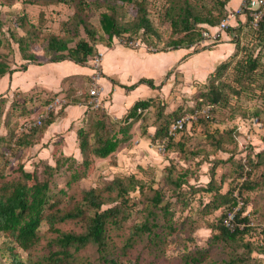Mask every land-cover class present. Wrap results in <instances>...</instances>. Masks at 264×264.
<instances>
[{
  "label": "trees",
  "instance_id": "16d2710c",
  "mask_svg": "<svg viewBox=\"0 0 264 264\" xmlns=\"http://www.w3.org/2000/svg\"><path fill=\"white\" fill-rule=\"evenodd\" d=\"M120 1L134 5L129 9L131 19L120 20L117 10ZM200 1L24 0L25 4L31 5L62 3L73 7L74 13L63 23L62 33L58 34L46 31L42 20L32 22L25 10L7 12L4 7L12 6L15 0H0V77L15 71L11 66L15 62L13 56L17 49L21 58L27 61L71 59L86 65L99 52L100 44L113 45L117 38H125V32L130 33L126 36L129 39L140 30L147 35L153 33L157 36L159 30L153 25L148 6L157 5L161 9L162 2L167 4L163 20H170L168 26L171 29V37L166 43L173 45V49L190 48L196 40L203 38L202 32L207 24L210 27L217 26L227 17V7L231 0H213L211 7L199 4ZM93 4L105 6L99 17L100 29L90 22L89 8ZM245 11L248 14L245 23L227 28L237 45V51L220 63L211 74L205 90L197 93L194 107L211 105L214 112L221 107H231V99L236 98L239 107H232L234 110L242 108L240 102L247 97L264 99V19L259 28L255 29L249 10ZM19 29L22 34H18ZM81 31L87 37H76ZM174 35L179 37L173 38ZM254 39L262 46L259 51L252 48L253 42H256ZM72 42H75V46L71 48L69 43ZM21 67L25 68L26 65ZM3 95L0 94V125L7 132L0 135V178L5 175L2 167L11 163V155L16 156V152L32 145L36 135L49 122L46 120L43 125L30 131H20L22 122L18 126L10 125L11 115L6 111L7 100ZM151 102H137L131 112L134 120L142 114L141 109L150 106ZM255 111V118L248 119L251 122L258 120L260 115L258 108ZM158 112L161 123L153 139L156 144L168 134L170 124L184 113L179 111L170 118H162V108ZM210 120L202 115L193 127L208 124ZM130 124L126 122L120 126L124 135L118 137L107 114L102 109L91 108L87 125L79 130L82 160L65 158L74 163L67 167L72 170L67 183L70 190L61 189L62 195L55 196L51 192L49 177L59 170L63 163L61 158L56 160L55 165L43 159L42 173L49 175L43 179H40L37 168L31 170L22 163L17 166L18 178L0 182V264H125L118 258L120 255L129 257L128 264H156V257L169 251L171 243L174 253L164 264H264V210L245 205L249 203L245 193L264 187V148L251 150L247 163L242 159L235 161L233 148L236 149L237 145V125L218 132L219 135L209 133L207 136L212 145L210 150L203 144L192 149H186L183 145L186 143L180 145L179 151L184 152V155L189 153L191 157L202 156V160H210V154L213 153H230L229 160L234 166L217 184L213 182L216 180L213 172L208 185L199 187L190 184L192 175L185 170L175 176L169 171L163 189L150 186L153 195L145 190L147 182L139 179L135 173L115 176L103 187L83 188L80 195L74 190V182L81 181L93 172L96 158L110 156L128 139ZM174 138L171 137L168 142L165 155L171 149ZM244 176L246 178L242 180ZM257 177L260 179L257 180ZM226 178L230 180L231 187L224 191L222 186ZM236 189L244 197L236 221L254 223L243 229H230L225 224L228 213L238 203L234 193ZM133 191L141 192L140 202L144 206L140 212L145 216L140 223L134 222L129 226L133 208H136L135 201H129ZM166 192H170L175 201H168ZM206 194H210L208 201H204ZM194 197L202 199L198 207L200 217L205 219L214 214V220L207 221L201 217L200 221V217L193 215ZM217 210L220 213L216 215ZM159 215L161 218H158ZM161 220L164 223H160ZM202 226L212 231L207 245H199L196 238V230ZM126 227L129 229L124 232ZM91 247L94 252L88 254V248Z\"/></svg>",
  "mask_w": 264,
  "mask_h": 264
},
{
  "label": "crops",
  "instance_id": "0c3cea01",
  "mask_svg": "<svg viewBox=\"0 0 264 264\" xmlns=\"http://www.w3.org/2000/svg\"><path fill=\"white\" fill-rule=\"evenodd\" d=\"M242 3L243 0H231L227 11L238 9ZM60 5L62 6L31 5L25 4L24 0H15L12 6L4 9L11 13L25 10L32 22L38 23L46 19L47 23H52L58 17V9L67 11L68 5ZM255 6L254 2L253 7ZM247 18V12H242L231 19L229 27H237L245 23ZM42 25L44 27V23ZM226 30H220L222 32H219L218 41L199 51L182 47L151 52L143 45L132 47L117 39L113 45H99V51L104 53L100 61L103 75L100 79L103 86L102 110L107 114L108 121L114 124L118 137L124 135L120 130L122 124L127 122L131 126L128 139L115 152L106 158L95 159L93 172L108 173V168L114 167L113 163L122 167L127 165L125 169L134 173L146 166L163 169L162 167L169 165H178L177 168L183 167L186 171L202 166L196 162L200 161V156L191 157L188 156L189 153L185 152L184 155V152L179 151L180 145L187 142L185 136H194V132L197 133L202 126L189 125L184 131L177 133L169 149L170 155L166 157L153 142L161 123L157 112L163 107L161 117L170 118L174 111L180 110V106L194 104L189 99L208 84L219 64L237 51L236 43ZM16 51L18 53L15 52V62L11 66L15 71L0 77V94H4L7 100L6 111L14 121L11 125L18 126L25 118L44 112L52 98H64L66 106L63 105L50 114L47 119L49 122L36 135L30 151L34 150L37 152L36 156L49 160L52 164L53 160L56 164L57 156L81 161L79 130L89 121L91 107L87 104L88 88L94 68L90 63L79 64L71 59L44 58L38 62L27 61L21 58L18 49ZM23 64L26 65L25 68L21 67ZM139 101L152 102L144 110L141 109L142 114L134 120L131 112ZM256 121L251 122L252 127ZM0 129H3V133L6 131L3 125H0Z\"/></svg>",
  "mask_w": 264,
  "mask_h": 264
},
{
  "label": "rangeland",
  "instance_id": "374dc122",
  "mask_svg": "<svg viewBox=\"0 0 264 264\" xmlns=\"http://www.w3.org/2000/svg\"><path fill=\"white\" fill-rule=\"evenodd\" d=\"M101 1L103 2V0H101ZM190 1L197 2L198 0H190ZM162 3H163V5L161 4V9H159V7L157 5L156 6L155 5H149L148 6L150 8L149 14L151 16V19H153L152 20L153 25H154V27L157 28V31L159 30L158 35L156 36L153 33H149V35H147L146 33L143 32V30H140L139 33H137L135 36L132 37V39H134L135 41H140V46L143 45L146 49L148 47L147 50H149L151 52L172 50L174 47L173 45H169L166 43L167 39L171 37V29L168 26V24H170V20L169 19L163 20L166 5L169 4V1L167 2L166 5L164 4V2H162ZM213 3H214L213 0H201L199 2V4L207 5L208 7H209V5L211 7V5H213ZM120 5H122V6H120ZM132 5L133 4L130 2H121L120 1V4L117 6V10H118V14H119L118 16L120 17V20L130 18L129 14H131V13H130L129 9L131 8ZM56 6L60 7L62 5L57 4ZM133 7H134V5H133ZM66 9H67V11L58 9L57 10L58 17L56 16V21H54L52 23H50V22L47 23L46 19H45V21L42 20V24L44 23V27H47V29H45L46 31L54 32V33H58V34L62 33L63 23H65V21H67V18H69L74 13L73 7L67 6ZM104 10H105V6H103V5L95 6L93 4V6L91 8H89V11L91 14V16H90L91 21L90 22L98 28L100 27V23H99L100 13ZM159 12H161V15H159ZM215 12H216V10H215ZM4 15H6V14H4ZM6 17L7 16H5L4 19ZM64 17H65V19H63ZM7 19H9V18H7ZM224 19H222L221 22ZM221 22H219V24H217V26H211L210 27L207 24L205 27H206V29L211 30L213 33H219V32H222V31H220ZM34 23H37V21H34ZM217 29H219V30H217ZM18 31H19L18 34L23 33L20 29ZM129 34H130L129 32H125V38L126 39H127L126 36L127 35L129 36ZM76 37H87V36H86V33L84 31H81L80 34ZM176 37H179V36L178 35L173 36V38H176ZM240 38L242 40H244L242 36ZM145 39H148L151 42H148ZM208 40H210V41L201 42L202 41V37H201L200 39L196 40V43L193 46H191L189 48V50H191V51L201 50L203 47L209 46V45H211V43H215V42H212L211 39H208ZM253 41H256V42H253V44H252L253 50L259 51L262 46L259 45L258 40L254 39ZM186 44H188V43H186ZM70 45H71V47H74L75 43L72 42V44H70ZM16 47H17V45H15V48ZM90 64L92 65V67H94L93 61H91ZM206 87H207V85H205V87H201L197 93H199L200 91H204ZM197 93L192 97V99H189V100L194 101L193 102L194 104L191 103L192 106L188 105V103H186L185 106L184 105L180 106V108H179L180 110L174 111L173 115L178 113L179 111L191 112L192 108H195L194 106H196V95H197ZM88 98H89V95H88ZM231 103H232L231 107H221V108H218L217 111H214L212 113V117L210 118L211 120L207 122L208 124H205V125L200 124V126H202V127H201V129H199L197 131V133L194 132V136H192V137L191 136H185V138L187 139V142H185L186 144H184L186 146V149H189V148L192 149L194 147L196 148L198 145L203 144L207 150H210L212 147V145L209 144L211 139L207 135L209 133H213V134L217 135L218 132L224 131L226 128H232L235 125L238 126L237 145H236V149L233 148V151H235V156H234L235 161L242 159L243 162L247 163V157H248V154L251 150L254 149V150L258 151V150L264 148V99L262 97H253V98L247 97L244 101L240 102L243 104L242 108H238V109H234V110L232 107H234V106L239 107L238 102L236 101V98H232ZM257 108L259 109L258 112L260 113V115L258 117L259 121L258 122L256 121V123L254 124V127H252L251 121L248 119L255 118L254 114L257 112V111H255V110H257ZM243 113H245V114L243 115ZM158 115H159V112H158ZM33 117H29V118H33ZM9 119H10L9 122L11 125L14 121H13L12 117H9ZM244 119H247V120H244ZM197 126L198 125H196L194 127H197ZM17 130H18V128H17ZM6 132H7V130L4 133H6ZM2 134H3V129H0V135H2ZM218 135H219V133H218ZM32 147L33 146H29V147L23 149L22 151L16 152V154H17L16 156L11 155V163L6 165L5 167H2L3 173L5 175L2 178H0V182L10 181L12 179L18 178L19 174L17 172V169H18L17 166H19L22 163L25 164L26 168H30L31 170H34L35 168H37L40 179H43L44 177L49 176L47 174L42 173L43 169L41 167L42 166L41 162L43 160H42V158H39V156H36L37 152H35L34 150L30 151V149ZM231 147H233V146L231 145ZM222 154H223L224 158L222 157ZM168 155H170L169 151L167 152L166 157H168ZM229 157H230V153L227 154V153H222V152L210 154V160L209 159L208 160H205V159L202 160V156H200L199 157L200 161H196V162L198 163V165H202V166H200L196 169H193L192 171L188 170V173L190 175H192V177L190 179V184H193V185H196L199 187L208 185L209 182H206V181L210 180L209 178H211L212 172H213L214 177L216 179V180H213V182L215 181V184L219 183L223 179V175H225V173H227L229 170H231L232 167L234 166V164L229 160ZM58 158H60V156H57L55 161ZM61 159H62L61 161L63 163L58 168L59 170H56L54 173H52L51 176H49L50 180H51V182H50L51 183V192L55 196L62 195L61 189L70 190L67 183H68L69 179L71 178L72 170H68L67 167H69L74 162H72L71 159L66 160L63 157ZM113 164H114V167L108 168V171H109L108 173H106L105 171H102L100 174L97 171H94V172L89 173L88 176L86 178H83L81 181L74 182V184H73V186L75 188L74 190H76V192H78L80 195V194H82L83 188L89 189L91 187H103V185L105 183H107L108 181L113 179L115 176H126V175H129L131 173H134L133 171H131L129 169H127V170L125 169L127 165L122 167L119 165L116 166L115 163H113ZM53 165H55L54 160H53ZM177 166L169 165L166 167H162L163 169H159V168L155 169V168H152L150 166H146L145 168H139L138 169L139 172H136L135 174L138 175L139 179H142L143 181L147 182L145 184L146 185L145 190L150 195H153V190L150 188V186H152L153 189H157V188L163 189L166 186L165 185V183H166L165 179L169 175V171H171L172 174H174V176H175L176 174H178V172L185 171V169H186L183 167L177 168ZM248 168H249V166H248ZM256 179L259 180L260 178L257 177ZM224 182H225V184L222 186V190L226 191L231 187V184H230V180L228 178H226ZM77 185L79 186L78 189H77ZM225 185H226V187H225ZM237 190L238 189H236V191ZM245 194L247 195L248 200H249V203L248 204L246 203L245 205H249V207H252V208L258 207L261 210H264V187L263 186L257 188L253 192H248ZM165 195H166L165 197L168 198V201H170V202L175 201V200H172V194L170 192H166ZM130 196L132 197V199L130 198L129 201H130V203H132V201H135L136 208H133V216L128 221L129 226H131L130 224H133L134 222L140 223L144 219V216H145L143 213L140 212V210L144 206V204L140 202L141 192L133 191V192H131ZM209 199H210V194H206L204 201H208ZM242 199L244 200V197ZM192 200H193L192 205L194 207L193 215L195 217H200V212L198 210V207H200V200L202 201V199H197L194 197V199H192ZM178 209H179V207H178ZM179 213L180 212H178V214ZM186 213H188V212H186ZM218 213H220V210H217L215 212L216 215ZM201 217L203 218V216H201ZM158 218H161V216L159 215ZM202 218L199 220L202 221ZM214 219H215L214 214L206 216L205 219L203 218V220H207V221L208 220L212 221ZM160 223H164V222L161 220ZM205 227H207V226H202L198 230H196V238L198 239L199 245H207L206 242L212 234L211 229L209 227H207V228H205ZM128 229H129L128 227L124 228V232H126ZM140 246H142V245H140ZM172 247H173V243L169 244V246H168L169 251H167L165 254L161 253L160 257H156V264H164L165 262H167L170 259V256H172L174 253L172 250ZM88 250L90 251V252H88V254L94 252L93 247L88 248ZM146 255L149 257L151 256L148 254V251H146ZM254 256H255V253H254ZM118 258L125 264L129 263V261H128L129 257H127V256H121L120 255V257L118 256Z\"/></svg>",
  "mask_w": 264,
  "mask_h": 264
},
{
  "label": "built area",
  "instance_id": "2783aa9c",
  "mask_svg": "<svg viewBox=\"0 0 264 264\" xmlns=\"http://www.w3.org/2000/svg\"><path fill=\"white\" fill-rule=\"evenodd\" d=\"M254 2L257 5L255 7H253ZM246 9L249 10L253 28L258 29L260 23L264 19V0H243L241 7H239L234 11L228 12L227 17L220 24V30H226L230 25L231 19H234L236 15L242 12H246L245 11ZM202 35L203 38L201 42L203 41L205 42L208 39H211L212 42H215L219 38V33H213L209 29L203 30ZM117 41L132 47L140 46V41H135L134 39L117 38ZM103 55L104 53L99 51L91 60L93 61L94 72L90 81V86L88 88L89 98L87 100V104L88 106H90L92 109L95 110L102 109L103 107V100L101 96L103 86L100 84V79L103 76L100 61L103 58ZM66 103L67 101L60 96H56L52 98V100H50L49 103H47L44 112L39 113L33 118H26L25 120L22 121L20 131H30L37 126L43 125V123L48 119L51 113H53L58 108L65 105ZM212 113H213V107L211 105H205L203 107H195L194 110H192L191 112H184L179 118H177L170 124V127L168 129V134L164 137V139L161 142L157 144V149L161 153H165L167 144L170 141L171 137L175 136L177 132L184 131L189 125H193L194 123L199 121V118L202 115H204L206 118H211ZM246 168L247 170L250 169L248 168V165H246ZM244 178L246 177L244 176L242 180ZM234 193L238 199V203L236 207L228 213L225 219L226 226L229 227L230 229H235L236 227L243 229L247 225H254L253 221H250L248 223L236 221L237 213L241 210V207L244 204V200L239 195L238 190L237 191L235 190Z\"/></svg>",
  "mask_w": 264,
  "mask_h": 264
},
{
  "label": "bare ground",
  "instance_id": "6f19581e",
  "mask_svg": "<svg viewBox=\"0 0 264 264\" xmlns=\"http://www.w3.org/2000/svg\"><path fill=\"white\" fill-rule=\"evenodd\" d=\"M102 79V78H101ZM103 94V93H102ZM103 96V95H102ZM66 106V105H65ZM56 113V112H55ZM52 114V113H51Z\"/></svg>",
  "mask_w": 264,
  "mask_h": 264
}]
</instances>
